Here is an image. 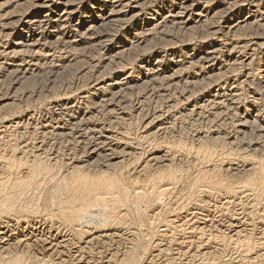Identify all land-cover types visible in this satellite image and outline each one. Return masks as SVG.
Returning <instances> with one entry per match:
<instances>
[{
  "label": "rangeland",
  "instance_id": "obj_1",
  "mask_svg": "<svg viewBox=\"0 0 264 264\" xmlns=\"http://www.w3.org/2000/svg\"><path fill=\"white\" fill-rule=\"evenodd\" d=\"M0 264H264V0H0Z\"/></svg>",
  "mask_w": 264,
  "mask_h": 264
},
{
  "label": "bare ground",
  "instance_id": "obj_2",
  "mask_svg": "<svg viewBox=\"0 0 264 264\" xmlns=\"http://www.w3.org/2000/svg\"><path fill=\"white\" fill-rule=\"evenodd\" d=\"M50 2L52 1V0H49ZM130 2V1H129ZM135 2V1H134ZM16 3H18V1H16ZM56 3V2H55ZM62 3V2H61ZM149 3V2H148ZM112 4V3H111ZM46 5V4H45ZM65 7V6H64ZM114 7V6H113ZM130 7V6H129ZM51 8V7H50ZM70 12V13H69ZM69 12H67V11H65L63 14H61L60 15V17L59 18H63V17H66L67 18V16H71V11H69ZM183 12V11H182ZM6 17V16H5ZM27 17V16H26ZM7 19V18H6ZM34 20V19H33ZM63 20V19H62ZM61 20V21H62ZM67 20V19H66ZM27 21V20H26ZM31 20H29L28 21V23H31L32 24V21L30 22ZM70 21V20H69ZM57 22V21H56ZM67 22V21H66ZM65 22V23H66ZM17 23V22H16ZM2 24V23H1ZM57 24V23H56ZM11 25V24H10ZM14 25V24H13ZM5 26V25H4ZM8 26V25H7ZM6 27V26H5ZM157 27V26H156ZM231 27V26H230ZM258 44V43H257ZM212 62V61H211ZM237 63V62H236ZM231 69V68H230ZM229 95V94H228ZM259 113V112H258ZM97 144V143H96ZM90 146V145H89ZM89 146H88V148H89ZM87 148V147H86ZM90 148H91V151L92 152H90V153H95V152H97V149L94 147V146H90ZM160 163V162H159ZM8 202H9V200H8ZM130 249V248H129Z\"/></svg>",
  "mask_w": 264,
  "mask_h": 264
}]
</instances>
